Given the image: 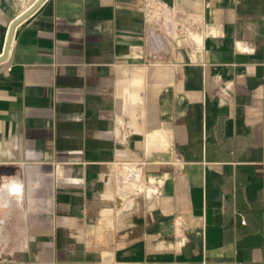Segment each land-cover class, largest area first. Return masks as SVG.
<instances>
[{"label": "crops", "instance_id": "obj_1", "mask_svg": "<svg viewBox=\"0 0 264 264\" xmlns=\"http://www.w3.org/2000/svg\"><path fill=\"white\" fill-rule=\"evenodd\" d=\"M0 264H264V0H0Z\"/></svg>", "mask_w": 264, "mask_h": 264}, {"label": "water", "instance_id": "obj_2", "mask_svg": "<svg viewBox=\"0 0 264 264\" xmlns=\"http://www.w3.org/2000/svg\"><path fill=\"white\" fill-rule=\"evenodd\" d=\"M13 31H14V29H11V34H10V39L9 40H11V36H12V34H13ZM6 52H8V48L6 49Z\"/></svg>", "mask_w": 264, "mask_h": 264}]
</instances>
